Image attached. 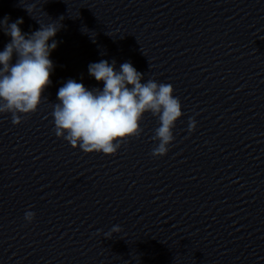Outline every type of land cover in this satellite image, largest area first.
Wrapping results in <instances>:
<instances>
[{"label": "clouds", "instance_id": "1", "mask_svg": "<svg viewBox=\"0 0 264 264\" xmlns=\"http://www.w3.org/2000/svg\"><path fill=\"white\" fill-rule=\"evenodd\" d=\"M31 7H27L29 13ZM8 19L0 21V28L11 38L0 51V113H11L12 123L19 125L21 114L35 113L42 97L47 99L44 92L52 84L54 70L50 54L57 48L53 38L63 25H40L29 34L21 31L22 18L10 24ZM88 73L98 83L103 82V87L89 89L68 79L58 89V103L52 105L55 135L84 153L115 155L129 139L140 137L141 122L150 113L159 121L153 137L158 144L152 155L165 156L174 140L173 128L183 115L173 86L154 79L142 83L144 74L131 62L120 64L117 70L115 60H100L88 65ZM195 129L196 121L190 118L188 131ZM24 218L32 222L35 213L26 211ZM120 231L119 226H113L106 236Z\"/></svg>", "mask_w": 264, "mask_h": 264}]
</instances>
